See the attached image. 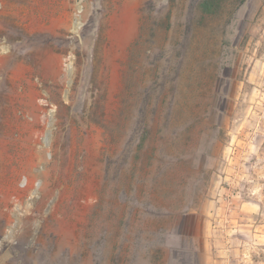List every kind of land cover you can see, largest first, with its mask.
Segmentation results:
<instances>
[{"label": "rangeland", "instance_id": "obj_1", "mask_svg": "<svg viewBox=\"0 0 264 264\" xmlns=\"http://www.w3.org/2000/svg\"><path fill=\"white\" fill-rule=\"evenodd\" d=\"M22 5L0 264H264V0Z\"/></svg>", "mask_w": 264, "mask_h": 264}, {"label": "bare ground", "instance_id": "obj_2", "mask_svg": "<svg viewBox=\"0 0 264 264\" xmlns=\"http://www.w3.org/2000/svg\"><path fill=\"white\" fill-rule=\"evenodd\" d=\"M25 2H29V7L32 6V10L30 9V11H32L33 16H35V0H12V4H13L12 12H9V13H3L2 12L0 14V20L6 21L7 28L8 27L10 28L11 26H13L14 28L18 29L19 31L25 30L26 24L24 23V21L26 19L24 18V16H22V8H23L22 4ZM25 33H26V31H25ZM36 35H34V36H36ZM30 36H32V35H30ZM9 51H10V47L8 48L7 45L0 47V54H4V53L9 52ZM9 75L11 76V74H9ZM1 76H3V78L0 81V152L4 153L5 149L6 150L11 149L12 143L14 145L15 144L17 145L18 139H19L18 138V135H19L18 133H19V129H20L19 126H20L21 120H23L22 119L23 114L21 112L22 108L20 109V106H19V104L21 103L20 102L21 98H20V94H18L15 97L13 92L14 91L16 92V88L19 86V83L22 81V78H21V76L20 77L19 76H15V77L12 76L13 77L11 80L12 86H9L11 88H8L7 87V80H6V78L8 79V77H6V75L5 76L1 75ZM10 78L11 77H9V79ZM19 137H21V136H19ZM1 153H0V158L2 159L3 154H1Z\"/></svg>", "mask_w": 264, "mask_h": 264}, {"label": "trees", "instance_id": "obj_3", "mask_svg": "<svg viewBox=\"0 0 264 264\" xmlns=\"http://www.w3.org/2000/svg\"><path fill=\"white\" fill-rule=\"evenodd\" d=\"M203 7L207 9L206 4H203ZM144 37H145V34H144V32L142 31V33L140 34V36L138 37V39H137L134 43H132V46H131V52H132V54H133V53H136L137 48H138V45H143V44H144V42H145V41L143 40Z\"/></svg>", "mask_w": 264, "mask_h": 264}, {"label": "water", "instance_id": "obj_4", "mask_svg": "<svg viewBox=\"0 0 264 264\" xmlns=\"http://www.w3.org/2000/svg\"><path fill=\"white\" fill-rule=\"evenodd\" d=\"M49 136H50V131H49L48 134H47V141H48Z\"/></svg>", "mask_w": 264, "mask_h": 264}]
</instances>
